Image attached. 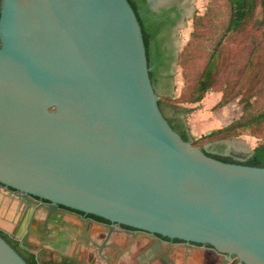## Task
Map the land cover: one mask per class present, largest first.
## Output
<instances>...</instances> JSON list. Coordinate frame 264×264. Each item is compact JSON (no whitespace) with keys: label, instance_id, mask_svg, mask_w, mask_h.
<instances>
[{"label":"water","instance_id":"obj_1","mask_svg":"<svg viewBox=\"0 0 264 264\" xmlns=\"http://www.w3.org/2000/svg\"><path fill=\"white\" fill-rule=\"evenodd\" d=\"M151 43L131 0H0V264H264V166L174 129Z\"/></svg>","mask_w":264,"mask_h":264},{"label":"trees","instance_id":"obj_2","mask_svg":"<svg viewBox=\"0 0 264 264\" xmlns=\"http://www.w3.org/2000/svg\"><path fill=\"white\" fill-rule=\"evenodd\" d=\"M145 3L146 0H131L143 36L152 42L155 62L153 40L158 29L149 23V8L142 12ZM178 62L184 82L182 92L176 101L171 96H160L159 104L162 110L164 104L173 109L175 121L170 123L185 140L206 151L207 143L231 138L242 131L264 134V0L210 2L203 13L193 16V29ZM151 77L155 84L159 78L157 66ZM215 90L222 91L218 105L239 96L242 112L227 124L195 137L186 118L181 117L192 107L181 103L201 102L208 92ZM226 160L264 166V141L252 153H227Z\"/></svg>","mask_w":264,"mask_h":264},{"label":"rangeland","instance_id":"obj_3","mask_svg":"<svg viewBox=\"0 0 264 264\" xmlns=\"http://www.w3.org/2000/svg\"><path fill=\"white\" fill-rule=\"evenodd\" d=\"M163 2H179L184 6L186 12L176 27V39L179 43L178 57L174 62V75L170 78L169 83L158 82L157 92L160 96H171L175 101L182 92L183 77L182 69L178 62L179 53L183 49L185 43L190 37L193 29V16L196 13H203L210 2L218 0H160ZM235 49H237L235 47ZM234 49V51H235ZM222 96V91L215 90L208 92L201 102L181 103L184 106L192 107V111L188 114H182L181 117L186 118L187 125L191 133L198 137L215 128L221 127L234 118L240 116L242 112V102L240 97H234L225 105H218V101ZM179 102V101H177ZM167 114L174 115L171 107L164 104ZM264 141V134H252L250 130L242 131L239 135H235L225 140H219L214 143H207L208 149L229 146L228 153L232 151L236 153H249L258 143ZM213 145V146H212ZM212 146V147H211Z\"/></svg>","mask_w":264,"mask_h":264},{"label":"flooded vegetation","instance_id":"obj_4","mask_svg":"<svg viewBox=\"0 0 264 264\" xmlns=\"http://www.w3.org/2000/svg\"><path fill=\"white\" fill-rule=\"evenodd\" d=\"M147 8L149 12L146 11ZM142 12L149 14V23L152 24L153 29H158L153 40V54L157 56L153 67H158L159 76L154 84L157 90L158 82L169 83L174 75L173 65L177 60L179 49L176 27L185 16L186 10L179 2H162L153 7L146 0ZM163 112L168 120L174 123L173 116L167 114L164 108ZM230 153L236 152L231 150ZM126 264H170V258L162 244H149L147 253L128 260Z\"/></svg>","mask_w":264,"mask_h":264},{"label":"crops","instance_id":"obj_5","mask_svg":"<svg viewBox=\"0 0 264 264\" xmlns=\"http://www.w3.org/2000/svg\"><path fill=\"white\" fill-rule=\"evenodd\" d=\"M200 136V135H199Z\"/></svg>","mask_w":264,"mask_h":264}]
</instances>
